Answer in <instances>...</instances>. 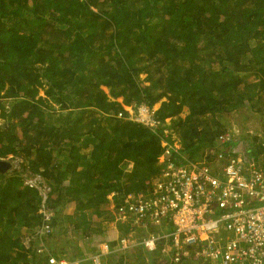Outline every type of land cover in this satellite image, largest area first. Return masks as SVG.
<instances>
[{
    "label": "trees",
    "instance_id": "obj_1",
    "mask_svg": "<svg viewBox=\"0 0 264 264\" xmlns=\"http://www.w3.org/2000/svg\"><path fill=\"white\" fill-rule=\"evenodd\" d=\"M111 97L161 102L159 123L118 117ZM263 105L264 0H0V158H23L0 171V264L43 261L20 238L41 220L26 171L49 183L55 219L62 201L101 210L112 193L119 203L152 189L165 129L180 136L176 161L192 160L225 114Z\"/></svg>",
    "mask_w": 264,
    "mask_h": 264
},
{
    "label": "built area",
    "instance_id": "obj_2",
    "mask_svg": "<svg viewBox=\"0 0 264 264\" xmlns=\"http://www.w3.org/2000/svg\"><path fill=\"white\" fill-rule=\"evenodd\" d=\"M155 110L142 103L130 107L128 117L156 127ZM164 132L162 168L152 189L114 203L115 221L133 229L117 237L116 247L100 242L91 256L70 257L51 249L56 214L51 187L38 172L24 175L25 185L36 189L40 199V222L20 237L43 259L35 264H106V254L138 247L158 252L161 264H264V125L258 129L238 122L221 130L198 158L181 162L174 154L179 139L175 132L174 140L168 139L169 129Z\"/></svg>",
    "mask_w": 264,
    "mask_h": 264
},
{
    "label": "crops",
    "instance_id": "obj_3",
    "mask_svg": "<svg viewBox=\"0 0 264 264\" xmlns=\"http://www.w3.org/2000/svg\"><path fill=\"white\" fill-rule=\"evenodd\" d=\"M62 159L67 161L68 155L65 154ZM66 181L68 183V180ZM79 206L80 203L75 200L58 203L56 207L58 215L54 219V233L48 240L51 249L55 253L65 252L67 254L69 252L71 257H87L96 251L102 241H108L113 247L118 246L117 237L121 235V227L130 224L115 221L113 200L111 199V202L105 205L102 204L101 210H94L93 207L80 209ZM120 254L124 256L125 260L120 259ZM140 254L145 259H140ZM150 254L158 258L156 259L157 263L150 261L151 258L148 257ZM103 259L106 264H131L135 261L136 264H161L158 252H150L142 247L106 254Z\"/></svg>",
    "mask_w": 264,
    "mask_h": 264
},
{
    "label": "rangeland",
    "instance_id": "obj_4",
    "mask_svg": "<svg viewBox=\"0 0 264 264\" xmlns=\"http://www.w3.org/2000/svg\"><path fill=\"white\" fill-rule=\"evenodd\" d=\"M141 77H142V78H145V77H146V73H142V74H141ZM246 78H247L248 80H249V79H252V78H253V74L249 72V73L246 75ZM145 83L148 84L147 81H146ZM103 89H104L106 92H109V88L103 86ZM39 95H43V96L45 97L44 89H42V88L40 89V91H39ZM119 99H121V98H119ZM164 99H166V97L163 98V100H164ZM54 105L56 106L57 111L60 112L61 110H60L59 107H58L59 105H58V104H54ZM159 105H160V102L157 103L155 106H156V107H159ZM261 109H264V105H263V107H262ZM261 109H260V110H261ZM260 110H259V111H260ZM259 111L257 112V111H254V110H252L251 108H249V107H247V106H246V107H243V106H242V107H241L239 110H237V111H234V112H232V113H227V114H225V115L223 116V118H222V121L225 122V125H226L227 127H232L234 124H236V123H238V122H243V123L252 124L254 127L260 129L261 126L264 125V124H263V123H264V122H263V121H264V113H263L262 115H260ZM58 112H55V113H54V118H61V115H59ZM188 112H189V107H188V106H184V109H183V111L181 112V115H182L183 117H185L186 114H188ZM4 122H5V120L3 119V117H0V125H1L2 123H4ZM176 131H177V130H176ZM176 131H175L174 137H175V138L177 137V139H179L180 136H179L178 132H176ZM173 133H174V132H173ZM9 157H12V155H10ZM12 159H13V162L11 161V163L17 165V168H16V169H19V168H20V164H21V162L23 161V158L17 156V157L12 158ZM27 172H30V171H26L24 174L26 175ZM48 184H49V183H48ZM64 246H65V245H64ZM67 254L69 255V252H68ZM69 256H70V255H69ZM70 257H71V256H70Z\"/></svg>",
    "mask_w": 264,
    "mask_h": 264
},
{
    "label": "clouds",
    "instance_id": "obj_5",
    "mask_svg": "<svg viewBox=\"0 0 264 264\" xmlns=\"http://www.w3.org/2000/svg\"><path fill=\"white\" fill-rule=\"evenodd\" d=\"M104 86V85H103ZM106 87V86H105ZM108 88V87H107ZM121 98V97H120ZM165 98V97H164ZM111 99L112 100H118L119 102H121L122 103V109L121 110H119V112L120 111H127L128 112V115H129V108L130 107H134V106H137V105H139V104H136V103H134V104H126V103H124L123 102V98H121V99H119V98H113V97H111ZM4 100L5 101H3V104H4V106L6 107V109H11V103H10V100H8V98H4ZM163 100V99H162ZM165 100V99H164ZM159 103V102H158ZM161 103V102H160ZM140 104H142V103H140ZM146 104V103H145ZM156 105V104H155ZM153 106V107H155V109H157L158 107H156V106ZM160 106V105H159ZM119 112H118V117H124V116H119ZM128 115H127V118H129L128 117ZM130 119V118H129ZM132 120V119H131ZM169 120V119H168ZM134 121V120H133ZM0 159H7V160H10V162L12 161L13 162V159L11 158V159H9V158H0ZM17 168V165H15V164H12V167H11V169H8V171H13V170H15ZM25 175V174H24ZM23 176V175H22ZM23 183H24V176H23ZM24 185H25V183H24ZM31 189H34V188H31ZM36 190V189H35ZM37 191V190H36ZM37 193H38V191H37ZM115 193H112L109 197L113 200V203H116L115 201H114V198H113V195H114ZM38 197V199H39V196H37ZM51 200H52V198H51V196H50V206L53 208V209H55L52 205H51ZM39 204H40V199H39ZM38 210H39V205H38ZM55 212H56V210H55ZM39 214V213H38ZM40 215V214H39ZM55 216H56V214H55ZM54 219H55V217H54ZM54 219H53V225H54ZM50 238V237H49ZM49 240V239H48Z\"/></svg>",
    "mask_w": 264,
    "mask_h": 264
},
{
    "label": "water",
    "instance_id": "obj_6",
    "mask_svg": "<svg viewBox=\"0 0 264 264\" xmlns=\"http://www.w3.org/2000/svg\"><path fill=\"white\" fill-rule=\"evenodd\" d=\"M12 163L7 159H0V171L5 172L8 169H11Z\"/></svg>",
    "mask_w": 264,
    "mask_h": 264
}]
</instances>
